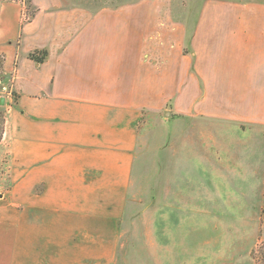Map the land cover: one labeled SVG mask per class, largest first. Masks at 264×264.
Segmentation results:
<instances>
[{
  "label": "crops",
  "instance_id": "obj_1",
  "mask_svg": "<svg viewBox=\"0 0 264 264\" xmlns=\"http://www.w3.org/2000/svg\"><path fill=\"white\" fill-rule=\"evenodd\" d=\"M110 1L32 0L23 21L20 1L0 0V58L17 93L0 140L13 181L0 264H87L113 251L143 108L179 99L175 85L185 118L264 128V0H203L191 34L170 0ZM44 48V63L29 58Z\"/></svg>",
  "mask_w": 264,
  "mask_h": 264
},
{
  "label": "rangeland",
  "instance_id": "obj_2",
  "mask_svg": "<svg viewBox=\"0 0 264 264\" xmlns=\"http://www.w3.org/2000/svg\"><path fill=\"white\" fill-rule=\"evenodd\" d=\"M170 1L174 21L185 23L191 34L203 0ZM22 6L26 21V0ZM174 88L179 99L143 108L132 185L125 210L110 228L118 238L113 251L105 247V256L86 263L264 264L262 254L252 256L264 245V128L239 130L206 117L185 118L183 85ZM5 113L0 106V140ZM217 138L222 146L214 145ZM5 156L0 149V203L13 202Z\"/></svg>",
  "mask_w": 264,
  "mask_h": 264
},
{
  "label": "built area",
  "instance_id": "obj_3",
  "mask_svg": "<svg viewBox=\"0 0 264 264\" xmlns=\"http://www.w3.org/2000/svg\"><path fill=\"white\" fill-rule=\"evenodd\" d=\"M22 18H26V13H23ZM14 75V72L8 73L3 67H0V99H4V104L0 103L1 107H5L9 102L14 101Z\"/></svg>",
  "mask_w": 264,
  "mask_h": 264
},
{
  "label": "trees",
  "instance_id": "obj_4",
  "mask_svg": "<svg viewBox=\"0 0 264 264\" xmlns=\"http://www.w3.org/2000/svg\"><path fill=\"white\" fill-rule=\"evenodd\" d=\"M26 3H27L28 10H30L29 14H30V19H31L32 17H34L36 13V8L33 6L32 0H26ZM48 55H49L48 49H45V48L36 49L29 54V58L33 60L34 62H36L37 64H42L46 61ZM259 254H262V256L264 257V245H262L260 249H254L252 251V256L254 258H256Z\"/></svg>",
  "mask_w": 264,
  "mask_h": 264
},
{
  "label": "water",
  "instance_id": "obj_5",
  "mask_svg": "<svg viewBox=\"0 0 264 264\" xmlns=\"http://www.w3.org/2000/svg\"><path fill=\"white\" fill-rule=\"evenodd\" d=\"M0 103L4 104V99H0ZM166 114L169 115V112H167Z\"/></svg>",
  "mask_w": 264,
  "mask_h": 264
}]
</instances>
